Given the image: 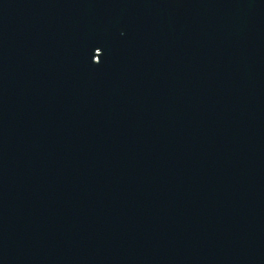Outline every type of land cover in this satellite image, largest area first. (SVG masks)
<instances>
[{
  "label": "water",
  "instance_id": "1",
  "mask_svg": "<svg viewBox=\"0 0 264 264\" xmlns=\"http://www.w3.org/2000/svg\"><path fill=\"white\" fill-rule=\"evenodd\" d=\"M0 264H264V0H0Z\"/></svg>",
  "mask_w": 264,
  "mask_h": 264
}]
</instances>
